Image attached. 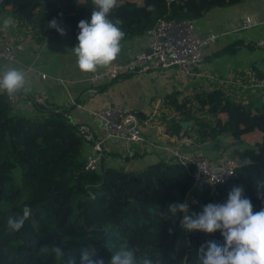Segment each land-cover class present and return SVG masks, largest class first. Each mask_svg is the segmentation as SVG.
Listing matches in <instances>:
<instances>
[{"label":"trees","instance_id":"trees-1","mask_svg":"<svg viewBox=\"0 0 264 264\" xmlns=\"http://www.w3.org/2000/svg\"><path fill=\"white\" fill-rule=\"evenodd\" d=\"M241 1L116 0L110 16L120 21L122 43L145 35L159 19L196 20ZM94 7L93 0H0V14L31 25L36 41L58 40L69 46L78 42V22L90 19ZM52 19L63 33L49 26ZM252 68L253 75L243 76L241 86L230 80L182 102L168 95L181 118L193 123L184 128L172 118L166 131L192 139L190 150L213 142L224 152L219 136L232 135L242 142L249 130L257 128L263 134L255 144L243 145L244 160L227 182L214 193L209 188L198 191L200 204L191 211L224 202L234 185L244 188L254 211L264 208V69L255 63ZM33 105L38 113L14 112L0 92V264H79L85 247L105 260L122 247H133L138 256H149L156 264H199L202 244L224 242L219 231H187L180 227V217L163 214L170 202L183 201L191 189L192 166L160 160L129 170L104 160L100 171L86 170L87 141L79 124L65 110L45 108L34 98ZM130 157L126 154L124 159ZM26 204L30 216L19 230H9L7 217L22 212ZM57 245L62 255L53 251Z\"/></svg>","mask_w":264,"mask_h":264},{"label":"crops","instance_id":"crops-1","mask_svg":"<svg viewBox=\"0 0 264 264\" xmlns=\"http://www.w3.org/2000/svg\"><path fill=\"white\" fill-rule=\"evenodd\" d=\"M136 1L142 2V0ZM254 1H256V7L244 12L236 13L235 7L230 6L204 13L195 20L197 23L199 22L196 29L197 34L205 35L217 31L213 29L215 28L213 21L218 20L220 24L227 27L226 34H232L231 32L234 31L240 32L237 31V28L245 16L250 15L256 19L257 15L262 16L264 14L261 11L264 8V3ZM3 15L9 17L6 14ZM256 22L258 24L263 23L264 17H260ZM15 24H17L16 27ZM21 24L14 20L12 25H5L0 29L1 42H21L24 44L18 62L11 64L10 67L21 68L31 63L37 49L44 42L29 38L25 39L26 42L23 41V26ZM3 39L5 40L3 41ZM148 41L149 37L145 34L122 42L121 52L114 61L131 57L136 52L145 49ZM224 42L226 41L205 51L204 61L196 68V74L194 75L186 76L178 68L165 71L150 69L127 74L103 84L91 85L83 79L91 73L101 70L106 65L98 66L94 71L84 72L77 65L76 55L72 49L74 46L65 45L58 40L48 41V45L42 50L37 63L40 69L50 77L43 79L36 74L26 76L25 89L19 91L22 98V106L19 111L27 110L32 111V114L38 113L33 105L34 98L41 102L45 108L65 110L72 122L79 124V126L87 125L97 137L103 135V128L99 119L92 115L95 109L117 104L141 111L146 116L154 113L153 124L144 127L145 142L139 144L117 139L107 140L104 143L105 162L108 165L124 167L129 170H140L146 165L160 160L172 161L170 159L171 154L163 147L174 145V137L177 136L168 133L166 129L172 118H177L180 122L185 121V118H181L180 111L169 103L168 95L173 94L177 97L178 102H182L183 100L193 99L194 95L201 90L213 88L215 85H222L224 81L228 83L230 80L236 79L237 85H242L240 75L244 74V71L239 69L238 66H242V63L238 60L234 61L235 65L229 70L228 76L220 79L223 70H221L217 57H214L216 55L212 52L223 48ZM248 73L251 74V71H248ZM55 76L65 78L70 83L65 86L52 78ZM229 77L231 78L229 79ZM237 95L239 94L237 93ZM71 99L75 103L71 104ZM220 116L224 118L226 112L223 110ZM262 135V132L256 128L251 132L243 133L242 141L253 145L262 139ZM219 138L223 143L221 145L226 146L224 152L216 150L213 145L211 150L207 151V155L215 161L223 160L228 156V153H233L234 157L237 158L235 153H240L243 149L241 141L235 142L237 140L232 135L219 136ZM90 152V143H85V156ZM126 154L131 156L129 160L124 159ZM238 159L240 161L244 160V158Z\"/></svg>","mask_w":264,"mask_h":264},{"label":"built area","instance_id":"built-area-1","mask_svg":"<svg viewBox=\"0 0 264 264\" xmlns=\"http://www.w3.org/2000/svg\"><path fill=\"white\" fill-rule=\"evenodd\" d=\"M256 19L250 15L244 17L237 31H244L256 25ZM196 21L192 19H159L156 25L146 32L149 37L145 49L136 52L133 56L109 63L99 71H95L83 80L91 85L103 84L127 74L143 70L165 71L178 68L186 76L196 74V68L204 61L205 51L215 45L220 37L218 31L205 35L197 34ZM48 45L45 40L37 49L34 60L20 69L29 74H36L43 79L50 76L40 69L37 60L42 50ZM24 49L21 42L0 41V69L8 68L18 62L20 53ZM57 82L67 86L70 81L62 77H52ZM3 92V91H1ZM11 109L16 112L22 106L19 91L14 94L4 92ZM75 103L71 99V104ZM92 115L99 119L103 135L97 137L87 125H80L79 131L87 143L91 145V152L85 157V169L100 171L105 160L104 143L110 139L124 140L128 143L145 142L144 127L153 124V115L139 117L136 110L117 104L95 109ZM174 145L163 147L170 153V159L186 167H193V183L184 200L190 205L200 204L198 191L209 188L214 193L218 186L227 182L239 167L240 162L235 157H226L215 161L203 151L193 147L194 142L189 137H174Z\"/></svg>","mask_w":264,"mask_h":264},{"label":"clouds","instance_id":"clouds-1","mask_svg":"<svg viewBox=\"0 0 264 264\" xmlns=\"http://www.w3.org/2000/svg\"><path fill=\"white\" fill-rule=\"evenodd\" d=\"M95 5L90 19L78 22L77 43L72 48L78 67L84 72L113 62L121 52L125 35L118 18L110 16L116 0H93ZM3 24L12 25L14 18H3ZM49 26L63 33L56 19ZM26 72L18 67L0 69V91L14 94L25 89ZM241 185H234L222 203L209 202L199 212L191 211L187 200L170 202L163 213L180 217V227L187 231L206 233L219 231L223 243L207 241L198 250L199 264H264V208L253 210L251 199ZM181 213L183 214L181 216ZM31 214L27 204L22 212L7 217L9 230H19ZM53 251L62 255L64 250L55 246ZM69 264H74L70 261ZM79 264H156L149 256H138L133 247H122L112 252L108 260L96 257L89 248L80 250Z\"/></svg>","mask_w":264,"mask_h":264},{"label":"rangeland","instance_id":"rangeland-1","mask_svg":"<svg viewBox=\"0 0 264 264\" xmlns=\"http://www.w3.org/2000/svg\"><path fill=\"white\" fill-rule=\"evenodd\" d=\"M257 2L264 3V0H257ZM234 7H235L234 9L236 13L244 12L247 10L254 9L256 7V1L242 0L239 4H237V6H234ZM216 9H221V8H215V10ZM218 11H221V10H218ZM261 11L262 13H264V8L261 9ZM5 17H6L5 15L0 14V29L1 27L5 26V24H3L2 22L3 18ZM260 17H264V14L262 16L257 15L256 21H258ZM218 21H213V26L215 27L213 29L217 30L221 35H220L218 42L213 46H216L218 44H221L223 41H226L223 44V48H221L220 50L219 49L214 50L212 52L214 53V55H216L214 57H217L219 64L221 66V70H223L220 74V79L225 78V76H228L229 70L232 69L233 66L235 65L234 61H237V60L240 63H242V66H238L239 69H243L244 71V74L240 75L241 81L243 79V76L253 75V72H254L252 68L253 63L261 64L264 69V22L260 24L257 23L255 26H252L251 28L246 29L244 31H240V32L234 31V32H231L232 34H226L225 31L227 30V27L224 26L223 24H220ZM198 24L199 22L198 23L196 22L197 27H198ZM16 25L17 24H15V27ZM21 26H23V31H22L23 41H25V39H28V38L35 39L34 30L31 25L25 26L24 24H21ZM4 40L5 39H3V41ZM248 71H251V74H249ZM231 77H229V79ZM158 81H160V79H158ZM251 81H254V80L251 78L250 82ZM224 82L227 83L226 81ZM251 88H253V86ZM16 112H19V110ZM23 112L28 113V114L32 113V111H27V110H24ZM248 132H251V131L249 130L246 133ZM235 142H239V140ZM240 143L241 145L247 144L243 141ZM235 154H236L237 159L238 158L242 159L241 153L236 152ZM208 157L213 159L209 155Z\"/></svg>","mask_w":264,"mask_h":264},{"label":"water","instance_id":"water-1","mask_svg":"<svg viewBox=\"0 0 264 264\" xmlns=\"http://www.w3.org/2000/svg\"><path fill=\"white\" fill-rule=\"evenodd\" d=\"M181 125L184 127V128H187L188 126L192 125L193 121L192 120H185V121H181L180 122ZM221 144H223L221 142ZM213 142H206L204 144L201 145L200 149L201 151H209L211 150V148L213 147ZM227 157H234V154L233 153H228V156Z\"/></svg>","mask_w":264,"mask_h":264}]
</instances>
